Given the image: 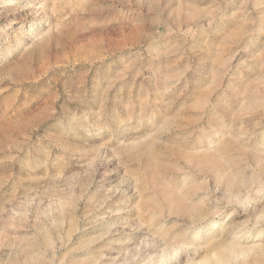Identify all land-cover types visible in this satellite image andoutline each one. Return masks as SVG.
<instances>
[{"label":"rangeland","instance_id":"374dc122","mask_svg":"<svg viewBox=\"0 0 264 264\" xmlns=\"http://www.w3.org/2000/svg\"><path fill=\"white\" fill-rule=\"evenodd\" d=\"M37 2L0 0V264H264V0Z\"/></svg>","mask_w":264,"mask_h":264},{"label":"bare ground","instance_id":"6f19581e","mask_svg":"<svg viewBox=\"0 0 264 264\" xmlns=\"http://www.w3.org/2000/svg\"><path fill=\"white\" fill-rule=\"evenodd\" d=\"M16 1H18V2H20V0H6V2L8 3V4H16ZM26 1V0H25ZM62 1H60V3H61ZM16 8V7H15ZM47 8H46V5H44V3H38L37 2V0H27V3L26 4H24L23 3V6H21L20 7V9L19 8H17V9H15V13H14V15L15 14H17L18 16H21V15H24V17H29V18H32V20H36V24L37 23H39V24H41L42 22H40L39 20H38V18H41V17H46V23H47V25H50L49 23H48V21H47V14L49 13V11H48V13H47ZM49 16H50V14H49ZM18 18V17H17ZM21 18V17H20ZM19 18V19H20ZM49 18V17H48ZM17 20V19H16ZM49 20V19H48ZM39 21V22H38ZM43 23H44V21H43ZM14 24H16V23H14ZM23 25V24H22ZM34 24H32V25H30L29 27H28V32H27V37L29 38V37H33V38H36L37 40H42V39H44V37L46 36V35H48L49 34V32L48 31H45V32H43V34H40V33H38V32H35V30H34V26H33ZM20 32V31H19ZM20 35H22V34H20ZM18 36V35H17ZM21 37H23V36H21ZM26 39V38H25ZM16 42V41H15ZM17 43V42H16ZM17 45H18V43H17ZM17 49V48H16ZM118 211V210H117ZM237 238H233L232 239V241L233 242H236L237 240H236ZM148 247H145L144 246V248H143V250L141 249V252L143 251V253H145V254H148V252H147V250L149 249H147ZM151 250V249H150ZM149 250V251H150ZM140 252V253H141ZM145 256V255H144Z\"/></svg>","mask_w":264,"mask_h":264}]
</instances>
